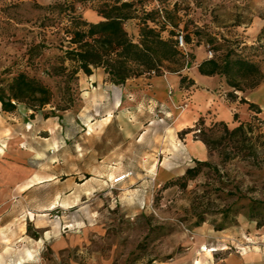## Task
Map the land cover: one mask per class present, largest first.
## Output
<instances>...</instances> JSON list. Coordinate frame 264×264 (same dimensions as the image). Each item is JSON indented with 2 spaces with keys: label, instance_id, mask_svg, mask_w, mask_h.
I'll return each mask as SVG.
<instances>
[{
  "label": "rangeland",
  "instance_id": "rangeland-1",
  "mask_svg": "<svg viewBox=\"0 0 264 264\" xmlns=\"http://www.w3.org/2000/svg\"><path fill=\"white\" fill-rule=\"evenodd\" d=\"M55 1L0 0V86L22 70L54 91L53 102L34 112L25 103L13 112L0 106L9 116L0 115V264H263L264 81L237 90L261 109L250 111L252 128L212 144L185 185L167 183L198 165L183 155L186 134L200 139L199 128L216 123L209 138H219L220 121L195 123L175 141L172 120L160 121L139 141H118L114 132L78 131L72 114L62 120L80 89L79 77L55 70L66 23L48 8ZM103 1L79 2L77 12L98 21ZM133 1L137 17L159 10L165 38L173 31L179 46L183 35L179 47L190 64L182 70L209 52H230L264 70V0ZM138 22L125 23L135 41ZM40 42L46 47L36 55L30 49ZM176 67L165 61L160 74Z\"/></svg>",
  "mask_w": 264,
  "mask_h": 264
},
{
  "label": "trees",
  "instance_id": "trees-1",
  "mask_svg": "<svg viewBox=\"0 0 264 264\" xmlns=\"http://www.w3.org/2000/svg\"><path fill=\"white\" fill-rule=\"evenodd\" d=\"M83 1L56 0L54 4L48 6L60 17V22H66L62 26L64 35L60 43V50L64 54L60 67L55 69L56 72L68 71L69 75L79 77L80 73L90 75L95 68L102 67L108 74L109 81L124 84L128 79L150 74L152 71L161 75L160 68L163 62L168 61L178 64V67L171 69L170 72L180 73L182 87L194 83V80L188 79L187 75L181 73L190 61L186 60L184 51L172 38L173 31L170 30L171 36L165 38L164 28L157 27L155 19L159 15L158 9L153 8L150 11L144 9L143 15L137 17L134 15L137 2L104 0L98 9V14L102 19L89 21L77 12V3ZM131 18L139 19L137 41L125 27L126 21ZM45 47L46 45L40 42L33 44L30 50L40 55ZM198 70L204 75H224L226 83L233 88L228 92L230 98L237 97L235 91L253 89L264 81V70L257 62L233 56L230 52L203 60L199 63ZM53 100L52 87L26 71H19L9 83L0 86L1 108L7 112L15 111L18 103H25L26 107L34 112L52 103ZM240 102L247 103L249 109L255 113L261 112L256 103L245 97H241ZM253 119H258L257 115H253ZM199 124H204L203 118L196 122V126ZM219 125L224 128V134L219 138L213 140L209 138L210 134L215 131L216 123L208 128L202 126L199 128V133H195V136L206 144L210 152L212 144H222V142L231 140L233 134L252 128V122L248 120L241 121L231 130L224 121H220ZM189 131H194V129L185 130V132ZM197 162V166L186 168L184 174L170 179L167 183L181 182L185 185L188 180L200 172L201 165L206 164V161L198 160Z\"/></svg>",
  "mask_w": 264,
  "mask_h": 264
},
{
  "label": "crops",
  "instance_id": "crops-1",
  "mask_svg": "<svg viewBox=\"0 0 264 264\" xmlns=\"http://www.w3.org/2000/svg\"><path fill=\"white\" fill-rule=\"evenodd\" d=\"M199 63L182 70V74L194 80L184 87L179 72L141 75L124 84L109 81L102 67L95 68L90 75L80 73L79 99L71 110L62 113V120L72 114L82 125L78 131L87 136L114 132L118 141H139L160 121L172 120L170 133L174 141L180 132L191 128L200 118L206 122L224 121L228 124L247 121L251 110L247 103L240 102V93L235 91L237 97L230 98L228 92L232 89L226 80L219 75L201 74ZM0 115L9 117L1 110ZM177 118L186 123L176 127ZM182 143L186 159L205 160L209 157L206 144L192 134H186ZM166 157H170L169 154ZM31 254L33 258L34 254Z\"/></svg>",
  "mask_w": 264,
  "mask_h": 264
},
{
  "label": "built area",
  "instance_id": "built-area-1",
  "mask_svg": "<svg viewBox=\"0 0 264 264\" xmlns=\"http://www.w3.org/2000/svg\"><path fill=\"white\" fill-rule=\"evenodd\" d=\"M178 44L180 47H185V43H184V38H183V35H180L178 37ZM209 58H211L213 55H212V52H209ZM130 175V173H126L125 175L123 176H118L114 179L115 182H120L122 180H124L125 178H127L128 176Z\"/></svg>",
  "mask_w": 264,
  "mask_h": 264
},
{
  "label": "bare ground",
  "instance_id": "bare-ground-1",
  "mask_svg": "<svg viewBox=\"0 0 264 264\" xmlns=\"http://www.w3.org/2000/svg\"><path fill=\"white\" fill-rule=\"evenodd\" d=\"M185 123H186V121H183V120H181V119H179V118H177V119L175 120V125H176V127H181V126H183ZM31 255H32L31 252H28V256H31Z\"/></svg>",
  "mask_w": 264,
  "mask_h": 264
}]
</instances>
